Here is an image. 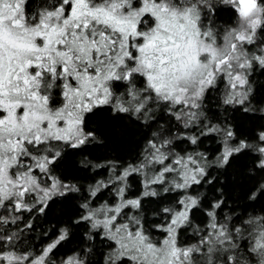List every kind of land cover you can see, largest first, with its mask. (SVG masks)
I'll return each mask as SVG.
<instances>
[{
	"label": "snow or ice",
	"instance_id": "obj_1",
	"mask_svg": "<svg viewBox=\"0 0 264 264\" xmlns=\"http://www.w3.org/2000/svg\"><path fill=\"white\" fill-rule=\"evenodd\" d=\"M0 264H264V0H0Z\"/></svg>",
	"mask_w": 264,
	"mask_h": 264
},
{
	"label": "trees",
	"instance_id": "obj_2",
	"mask_svg": "<svg viewBox=\"0 0 264 264\" xmlns=\"http://www.w3.org/2000/svg\"><path fill=\"white\" fill-rule=\"evenodd\" d=\"M41 232H42V229L40 228H37L35 232L33 233H30V237H31V242L33 245L35 246H42V237H41Z\"/></svg>",
	"mask_w": 264,
	"mask_h": 264
}]
</instances>
